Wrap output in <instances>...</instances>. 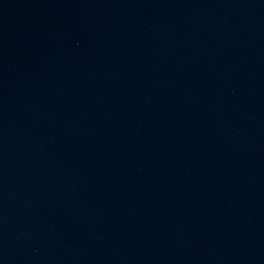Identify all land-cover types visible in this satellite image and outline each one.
I'll return each mask as SVG.
<instances>
[{
  "label": "water",
  "instance_id": "95a60500",
  "mask_svg": "<svg viewBox=\"0 0 264 264\" xmlns=\"http://www.w3.org/2000/svg\"><path fill=\"white\" fill-rule=\"evenodd\" d=\"M0 264H264V0H0Z\"/></svg>",
  "mask_w": 264,
  "mask_h": 264
}]
</instances>
